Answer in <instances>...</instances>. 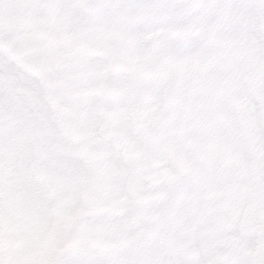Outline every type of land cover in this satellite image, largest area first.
<instances>
[{"label": "clouds", "instance_id": "clouds-1", "mask_svg": "<svg viewBox=\"0 0 264 264\" xmlns=\"http://www.w3.org/2000/svg\"><path fill=\"white\" fill-rule=\"evenodd\" d=\"M0 264H264V0H0Z\"/></svg>", "mask_w": 264, "mask_h": 264}]
</instances>
